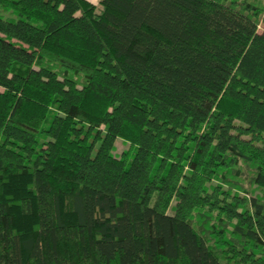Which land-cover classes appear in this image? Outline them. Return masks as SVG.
I'll return each mask as SVG.
<instances>
[{
    "label": "trees",
    "instance_id": "1",
    "mask_svg": "<svg viewBox=\"0 0 264 264\" xmlns=\"http://www.w3.org/2000/svg\"><path fill=\"white\" fill-rule=\"evenodd\" d=\"M256 187L264 0H0V264H264Z\"/></svg>",
    "mask_w": 264,
    "mask_h": 264
},
{
    "label": "rangeland",
    "instance_id": "2",
    "mask_svg": "<svg viewBox=\"0 0 264 264\" xmlns=\"http://www.w3.org/2000/svg\"><path fill=\"white\" fill-rule=\"evenodd\" d=\"M129 146H130V144H128L124 140L118 139L116 142L115 154L121 155L124 150L129 148ZM252 189H254V188H252ZM255 189L257 190V192H256L257 195H261L264 197V190L260 189L259 187H256Z\"/></svg>",
    "mask_w": 264,
    "mask_h": 264
},
{
    "label": "crops",
    "instance_id": "3",
    "mask_svg": "<svg viewBox=\"0 0 264 264\" xmlns=\"http://www.w3.org/2000/svg\"><path fill=\"white\" fill-rule=\"evenodd\" d=\"M92 2L99 4L100 0H91Z\"/></svg>",
    "mask_w": 264,
    "mask_h": 264
}]
</instances>
